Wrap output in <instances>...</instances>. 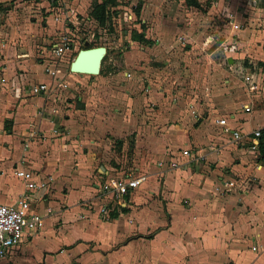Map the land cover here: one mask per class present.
<instances>
[{
    "label": "crops",
    "instance_id": "1",
    "mask_svg": "<svg viewBox=\"0 0 264 264\" xmlns=\"http://www.w3.org/2000/svg\"><path fill=\"white\" fill-rule=\"evenodd\" d=\"M40 1L41 5L47 2ZM225 1L230 5H223L220 13L229 24L231 13L235 14L234 22L242 23L244 19L248 27L256 20H264V0H248L249 6L243 4L244 0ZM12 8L9 3L0 7V77L8 80L7 84H0V202L14 203L24 189L13 175L14 168H31L41 176H52L53 180L46 189L30 193L31 209L43 217L41 230L24 233L11 259H2L0 264H131L136 257L127 249L135 245L147 259V245L152 243L157 249L159 238L169 236L167 231L175 224V218L183 215L178 213L181 201L209 192L214 185L221 187L219 183L225 180H246L239 175L251 165H245L242 155L244 151L252 153V158L258 160V153L244 150L243 143L234 140L231 131L251 132L248 116L239 111L229 114L228 119L224 118L227 131L225 126L213 122L214 118L223 117L219 108L210 106L208 97L195 107L193 101L179 107L177 101H168L163 89H154L150 84L141 89L128 81V71L114 72L102 62L98 74H80L90 79L75 83L76 90L71 95L76 106L67 100L64 104L59 101L55 106L58 109L52 112L50 105L61 94L65 95L69 87L65 77L79 74L60 65L58 79L67 87L55 93L59 80H51L35 68L41 63V50L34 47L29 53L32 58L21 59L28 56L18 54L15 45L20 38L30 44L27 48L32 46L30 40L32 44L40 40L37 48L46 46L51 39H47L49 23L40 29L34 27V34L30 31L35 24L27 23L26 32L18 34L9 26ZM214 13L215 6H211L205 19ZM216 16L220 21L222 17ZM217 22L215 30L209 32L219 37L210 44L213 51L226 44L223 40L229 34V24ZM58 24H52L55 30ZM221 26L226 28L222 34ZM248 27L236 33L237 49L244 43L241 37H250L251 30L244 33ZM250 40L254 43L253 38ZM218 41L221 43L216 44ZM128 53L124 57L138 55ZM223 53L227 62H234L228 55L239 52L225 49ZM36 83H44L47 90L35 94L23 91L26 85ZM255 91L264 96V78L257 81ZM20 94L24 97L21 100ZM68 107L72 108L65 109ZM190 121L193 124H188ZM257 128H264V124ZM183 149L197 152V160L187 161L180 155ZM172 159L180 166L169 168L167 162ZM158 161H162L161 166ZM258 167L264 182V162L258 161ZM124 172L144 178L124 196V204L118 206L100 192V186ZM249 179L253 183H248L246 193L235 189L234 192L245 197L254 192L252 189L261 181ZM260 194L259 206L264 208V189Z\"/></svg>",
    "mask_w": 264,
    "mask_h": 264
},
{
    "label": "rangeland",
    "instance_id": "2",
    "mask_svg": "<svg viewBox=\"0 0 264 264\" xmlns=\"http://www.w3.org/2000/svg\"><path fill=\"white\" fill-rule=\"evenodd\" d=\"M43 1L47 2L41 5L40 0H1L0 7H7L8 3L11 8L14 6L9 26L18 34L26 32L27 23L35 24L30 31L34 34V27L40 29L48 22L49 39L63 31L64 24L61 27L60 22L52 19L49 0ZM213 1L67 0L66 9L76 12L77 23L74 26L65 23V28L72 33L73 49L69 56L71 59L62 67L68 70L70 61L85 42L88 47L103 46L106 53L101 63L104 66L109 64L114 72L128 71L131 73L128 81L141 89L145 90L146 84L152 85L154 89L161 88L168 96V101H177L179 107L191 105L192 101L195 107L208 97L210 106L219 108L220 116L225 119L236 111L247 114L252 131L264 124V96L259 91H249L242 75L253 70L256 81L264 78V20H256L251 27L245 21L241 23L242 29L248 27L245 34L251 30L249 35L254 43H251L250 37H241L244 43L238 45V49L235 44L223 43L220 49L213 51L209 49L211 43L207 42L206 34L215 30L217 21L219 25L229 24L220 12L224 10L223 5L224 8L230 5L225 0L223 4L218 0ZM99 3L105 6L102 25L91 15L93 6ZM211 6H215V13L210 19H205ZM250 11L258 13L256 10ZM215 14L222 17L220 21ZM56 23H59V28L55 30L52 24ZM225 29L221 26L220 33H224ZM139 34L142 35L141 39L136 38ZM18 39L15 42L16 52L28 56L21 59L32 58L29 53L34 47L37 51L41 50L36 46L40 40L33 44L32 40L28 41L32 46L27 48L30 44ZM187 46L193 47L190 49ZM225 49L239 52L236 55L229 53L228 56L234 58V62L225 60ZM128 51L138 55L124 57V54H129ZM35 68L42 74L41 64ZM88 78L80 74L65 77L69 87L65 95L61 94L55 99L58 103L50 105L51 111L58 109L55 106L59 105V101L64 104L67 100L73 107L76 106V100L71 95L76 90L75 83ZM22 96H18L19 100L24 98ZM69 108L72 107L65 109ZM242 148L246 150L247 144H243ZM248 154L244 151L242 159L252 169H245L239 177L246 180L254 177L261 181L257 188L252 187L254 192L246 197L234 191L221 193L216 191L217 185L213 184L209 192H200L198 197L181 201L178 213L183 215L176 217L172 229L167 231L172 238H169V234L161 236L157 249L152 243L147 245V259L141 250L138 251L137 245L132 246L131 250L127 249L131 251V256L136 257L131 259V264H264V208L259 206L264 182L259 175L262 169H256L260 160L253 159L252 153ZM219 241L220 245L217 246ZM88 249L92 251L91 247ZM125 256H128V252Z\"/></svg>",
    "mask_w": 264,
    "mask_h": 264
},
{
    "label": "built area",
    "instance_id": "3",
    "mask_svg": "<svg viewBox=\"0 0 264 264\" xmlns=\"http://www.w3.org/2000/svg\"><path fill=\"white\" fill-rule=\"evenodd\" d=\"M67 0H51L49 9L52 10V19L55 22H60L63 31L57 32L40 51V59L42 66V73L48 76L51 80H59L56 85V92H62L67 87V84L58 79V69L60 65L68 63L71 59L69 56L72 53L73 41L72 33L65 28V23L74 26L77 23V14L74 11H68L64 4ZM250 1V0H249ZM244 5L249 6L248 0L243 1ZM231 22L229 24V34L227 35V44L234 45L236 40V33L242 29L239 21L234 22L235 14H229ZM87 19V17H86ZM243 19V18H242ZM244 22V19H243ZM72 28V27H70ZM219 39L215 33H209L206 36L207 42L213 44ZM4 46V43L1 44ZM130 73H126L128 77ZM242 80L249 91L257 89V81L253 78L252 70L244 72ZM53 82V81H52ZM8 80L0 77V84H7ZM48 86L44 83H36L26 85L24 92L38 93L47 90ZM213 122L222 126L228 131L224 118H214ZM54 133L55 130H52ZM261 133V128L252 130L248 134H242L238 131H231L234 140H239L243 144H247V149L252 152H257L258 138ZM180 155L188 160H197V152L190 149H183ZM186 161V162H187ZM158 166L162 165V161L157 162ZM169 168H177L180 164L174 159L167 162ZM13 175L23 183V191L18 194L16 201L12 204H5L0 202V260H9L17 250L24 233L32 234L41 230L43 226V217L31 209V192L46 189L47 185L52 182L53 177L50 175L41 176L38 172L31 168H14ZM143 176L133 174L131 172H124L120 176L104 182L100 186V192L107 194L115 205L124 204V196L132 189L136 188L142 181ZM248 183H253L251 180L235 179L229 181H222L221 187H216L217 192L226 193L237 190L238 192L246 193ZM254 249V248H253Z\"/></svg>",
    "mask_w": 264,
    "mask_h": 264
},
{
    "label": "water",
    "instance_id": "4",
    "mask_svg": "<svg viewBox=\"0 0 264 264\" xmlns=\"http://www.w3.org/2000/svg\"><path fill=\"white\" fill-rule=\"evenodd\" d=\"M105 53V47H88L87 42H85L70 61L68 70L74 74L96 75L99 73L101 61ZM230 61L229 59L228 62Z\"/></svg>",
    "mask_w": 264,
    "mask_h": 264
},
{
    "label": "trees",
    "instance_id": "5",
    "mask_svg": "<svg viewBox=\"0 0 264 264\" xmlns=\"http://www.w3.org/2000/svg\"><path fill=\"white\" fill-rule=\"evenodd\" d=\"M104 7V4L99 3L95 4L91 10V15L99 25H102L105 20ZM141 37L142 35L139 34L136 38L141 39ZM257 153L258 160L264 162V128H261V133L258 138Z\"/></svg>",
    "mask_w": 264,
    "mask_h": 264
}]
</instances>
